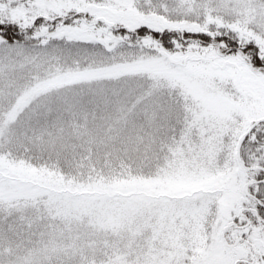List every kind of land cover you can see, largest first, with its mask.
Here are the masks:
<instances>
[{
  "label": "snow or ice",
  "instance_id": "obj_1",
  "mask_svg": "<svg viewBox=\"0 0 264 264\" xmlns=\"http://www.w3.org/2000/svg\"><path fill=\"white\" fill-rule=\"evenodd\" d=\"M0 264H264V0H0Z\"/></svg>",
  "mask_w": 264,
  "mask_h": 264
}]
</instances>
